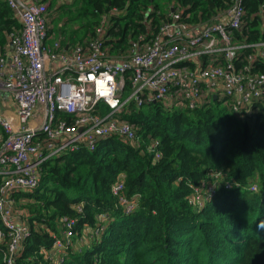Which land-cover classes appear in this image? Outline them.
<instances>
[{"label": "trees", "instance_id": "trees-1", "mask_svg": "<svg viewBox=\"0 0 264 264\" xmlns=\"http://www.w3.org/2000/svg\"><path fill=\"white\" fill-rule=\"evenodd\" d=\"M47 4L49 34L63 45L91 40L103 17L109 21L103 43L114 53L127 50L139 35L158 31L173 8L189 20H210L233 0H39ZM264 0H243L248 39L264 40ZM52 23V26H50ZM20 23L0 0V47ZM264 73V60L255 59ZM235 115L219 100L193 110L166 109L159 103L134 108L123 117L135 139L113 135L94 150L49 158L40 166L35 189L14 194L27 235L14 264H264V106ZM156 143L159 157L151 151ZM225 173L215 194L201 208L189 204L194 186L208 171ZM121 177L124 195L138 196L130 214L112 192ZM224 179L232 182L224 187ZM256 183L257 189L248 186ZM2 179L0 177V186ZM15 209V205L12 206ZM13 209V210H14ZM14 212H16L14 210ZM109 220L100 231L99 215ZM18 215V214H17ZM75 219L61 253L63 219ZM0 226V264L10 237Z\"/></svg>", "mask_w": 264, "mask_h": 264}, {"label": "built area", "instance_id": "built-area-1", "mask_svg": "<svg viewBox=\"0 0 264 264\" xmlns=\"http://www.w3.org/2000/svg\"><path fill=\"white\" fill-rule=\"evenodd\" d=\"M21 23L9 34L11 58L0 57V90L16 104L14 115L0 114V220L10 237L6 264L28 231L14 218V194L35 189L40 166L49 158L117 136L135 139V125L123 114L128 107L159 103L166 109L193 110L219 100L237 116L264 106V73L255 59L264 60V40L248 39L243 0H233L210 20H189L171 8L158 31L139 35L126 51L114 53L104 41L106 17L89 41L63 45L48 43L47 4L39 0H5ZM264 9V4L262 5ZM102 107L106 113L103 114ZM151 151L159 157L156 143ZM208 179L194 186L188 202L201 208L216 192L225 173L208 171ZM224 187L232 182L224 179ZM248 188L256 190L252 182ZM122 178L112 192L130 214L138 196L124 195ZM99 215L98 230L109 220ZM61 236L53 235L58 253L70 240L75 219H63ZM3 235L0 226V237Z\"/></svg>", "mask_w": 264, "mask_h": 264}, {"label": "crops", "instance_id": "crops-1", "mask_svg": "<svg viewBox=\"0 0 264 264\" xmlns=\"http://www.w3.org/2000/svg\"><path fill=\"white\" fill-rule=\"evenodd\" d=\"M18 22L20 23L19 20H18ZM20 25H21V23H20ZM262 26L264 27V23ZM54 36H55V34L50 33L47 42L50 43V41L52 40V38ZM11 52H12V50H11V47L9 44V39H8V41L5 43V45L0 47V57H4L5 60L8 62L11 58ZM15 110H16V104L13 101V99L11 98V96L7 92L0 90V114L6 115V116H9L12 114L14 115ZM0 132H1V128H0ZM14 200H15V198H14ZM24 201H25V199L19 198L18 202L15 200L14 204H16V202L18 204H20ZM15 213L18 214L19 212L17 213V211H16Z\"/></svg>", "mask_w": 264, "mask_h": 264}, {"label": "rangeland", "instance_id": "rangeland-1", "mask_svg": "<svg viewBox=\"0 0 264 264\" xmlns=\"http://www.w3.org/2000/svg\"><path fill=\"white\" fill-rule=\"evenodd\" d=\"M66 1H70V0H66ZM160 1H165V0H160ZM50 26H52V23H51V25ZM102 109H103V114H105L106 113V109H105V107H102ZM20 203V202H19ZM15 205V211H17V213H18V210H17V206H18V203L16 202V204H14ZM14 215V218H15V221H17L18 223H22L23 221H21L19 218H18V216H19V213H18V215L16 214V213H14L13 214Z\"/></svg>", "mask_w": 264, "mask_h": 264}, {"label": "clouds", "instance_id": "clouds-1", "mask_svg": "<svg viewBox=\"0 0 264 264\" xmlns=\"http://www.w3.org/2000/svg\"><path fill=\"white\" fill-rule=\"evenodd\" d=\"M258 228H261V229H264V220H260L258 225H257Z\"/></svg>", "mask_w": 264, "mask_h": 264}]
</instances>
